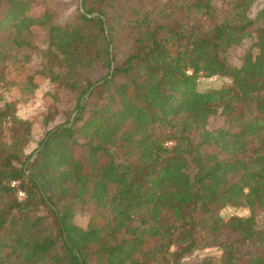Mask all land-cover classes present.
Segmentation results:
<instances>
[{
    "label": "trees",
    "instance_id": "trees-1",
    "mask_svg": "<svg viewBox=\"0 0 264 264\" xmlns=\"http://www.w3.org/2000/svg\"><path fill=\"white\" fill-rule=\"evenodd\" d=\"M258 1L78 0L60 22L47 0H0V88L27 98L41 78L73 95L61 109L45 93L42 124L64 121L29 163L32 124L0 105V264H191L206 249L220 254L195 264H264ZM212 77L230 84L198 89Z\"/></svg>",
    "mask_w": 264,
    "mask_h": 264
},
{
    "label": "rangeland",
    "instance_id": "rangeland-1",
    "mask_svg": "<svg viewBox=\"0 0 264 264\" xmlns=\"http://www.w3.org/2000/svg\"><path fill=\"white\" fill-rule=\"evenodd\" d=\"M51 7L55 8L59 13L60 22H64L72 17H74L78 0H47ZM263 1H258L253 7L251 12V17H254L257 11L262 7ZM252 42L250 40H245L241 47L234 51L231 55V63L233 65H239L243 54L251 48ZM32 65L35 64V59ZM39 88L36 92L27 98L16 88L1 89L0 88V105L5 102L13 103L16 107V115L20 119L28 120L32 124L30 142L24 149L26 155L34 151L43 136L47 131L52 129L58 124H61L64 119L62 117H57V119L51 122L49 125L44 126L42 124L43 114L45 113V106L48 101L44 97L47 92H55L60 100V108L65 109L72 105L73 95L69 94L64 89L57 88L56 85L50 82H44L43 79L38 80ZM230 84L229 80L221 77L212 78H201L198 82V89L201 91H206L213 88H219ZM222 125V121L219 117L211 118L208 124V129H214ZM35 152V151H34ZM221 216L224 219H229L232 216H247L248 211L243 208H230L227 207L221 211ZM89 216L86 213H80L75 217V223L81 227H85L88 223ZM220 252L216 249H206L203 251H198L192 256L187 258L185 261L187 263L195 264L198 263L205 256H218Z\"/></svg>",
    "mask_w": 264,
    "mask_h": 264
},
{
    "label": "water",
    "instance_id": "water-1",
    "mask_svg": "<svg viewBox=\"0 0 264 264\" xmlns=\"http://www.w3.org/2000/svg\"><path fill=\"white\" fill-rule=\"evenodd\" d=\"M79 4H80V10L82 11V8H81V0H79ZM113 68H114V65L112 64V65H111V74H112ZM110 77H111V76H109V78H110ZM98 84H100V83H97L96 85H98ZM96 85H95V86H96ZM93 89H94V86L90 88V90L88 91V93L85 95L84 98H87V97L89 96L90 92H91ZM45 142H46V140L44 141L42 147L44 146ZM39 150H40V149L36 150V151L32 154V157L29 159L28 163L31 162V161L36 157V155H37V153H38ZM28 163L26 164V166H25V168H24V171H26V167H27Z\"/></svg>",
    "mask_w": 264,
    "mask_h": 264
},
{
    "label": "built area",
    "instance_id": "built-area-1",
    "mask_svg": "<svg viewBox=\"0 0 264 264\" xmlns=\"http://www.w3.org/2000/svg\"><path fill=\"white\" fill-rule=\"evenodd\" d=\"M18 196H19V197H23V193L19 192V193H18Z\"/></svg>",
    "mask_w": 264,
    "mask_h": 264
}]
</instances>
